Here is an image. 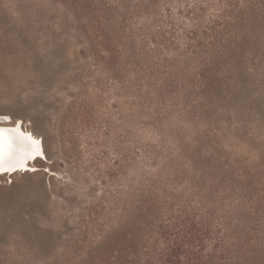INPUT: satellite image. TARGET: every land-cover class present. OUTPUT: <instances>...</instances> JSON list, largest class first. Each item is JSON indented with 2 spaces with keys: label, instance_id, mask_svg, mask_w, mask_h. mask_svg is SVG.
<instances>
[{
  "label": "rangeland",
  "instance_id": "1",
  "mask_svg": "<svg viewBox=\"0 0 264 264\" xmlns=\"http://www.w3.org/2000/svg\"><path fill=\"white\" fill-rule=\"evenodd\" d=\"M0 114V264H264V0H0Z\"/></svg>",
  "mask_w": 264,
  "mask_h": 264
},
{
  "label": "bare ground",
  "instance_id": "2",
  "mask_svg": "<svg viewBox=\"0 0 264 264\" xmlns=\"http://www.w3.org/2000/svg\"><path fill=\"white\" fill-rule=\"evenodd\" d=\"M7 116L9 115L0 114V135L3 138L0 148V176L14 175L25 167L36 170V162L43 160V155L46 159L42 139L28 127H24L20 118L12 119Z\"/></svg>",
  "mask_w": 264,
  "mask_h": 264
},
{
  "label": "trees",
  "instance_id": "3",
  "mask_svg": "<svg viewBox=\"0 0 264 264\" xmlns=\"http://www.w3.org/2000/svg\"><path fill=\"white\" fill-rule=\"evenodd\" d=\"M185 237V236H184ZM188 239V238H187ZM190 239H192V238H190ZM183 240L184 239H180V252H179V249H177V247H173V249H177V250H175L176 252V257H177V259H178V257H179V255H180V262H181V254L183 253V251H181V247L183 246ZM186 240V239H185ZM196 251H198V252H201L202 251V246H198V248H197V250ZM191 252H189V254H190ZM186 259L187 260H191V258L189 257V258H187L186 257ZM175 262V261H174ZM174 262H172L171 264H173Z\"/></svg>",
  "mask_w": 264,
  "mask_h": 264
},
{
  "label": "snow or ice",
  "instance_id": "4",
  "mask_svg": "<svg viewBox=\"0 0 264 264\" xmlns=\"http://www.w3.org/2000/svg\"><path fill=\"white\" fill-rule=\"evenodd\" d=\"M0 133H2V130H0ZM2 144H3V138L2 135H0V148H2Z\"/></svg>",
  "mask_w": 264,
  "mask_h": 264
},
{
  "label": "water",
  "instance_id": "5",
  "mask_svg": "<svg viewBox=\"0 0 264 264\" xmlns=\"http://www.w3.org/2000/svg\"><path fill=\"white\" fill-rule=\"evenodd\" d=\"M24 170V169H23ZM27 170H29V169H27ZM24 171H26V170H24Z\"/></svg>",
  "mask_w": 264,
  "mask_h": 264
}]
</instances>
